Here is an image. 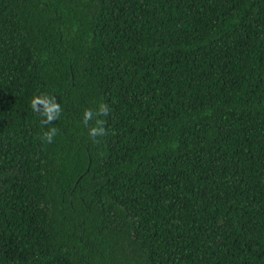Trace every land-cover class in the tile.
<instances>
[{
	"label": "trees",
	"instance_id": "16d2710c",
	"mask_svg": "<svg viewBox=\"0 0 264 264\" xmlns=\"http://www.w3.org/2000/svg\"><path fill=\"white\" fill-rule=\"evenodd\" d=\"M0 264H264V0H0Z\"/></svg>",
	"mask_w": 264,
	"mask_h": 264
},
{
	"label": "clouds",
	"instance_id": "9594fccd",
	"mask_svg": "<svg viewBox=\"0 0 264 264\" xmlns=\"http://www.w3.org/2000/svg\"><path fill=\"white\" fill-rule=\"evenodd\" d=\"M30 106L33 111L37 112L41 117L44 118L43 123L45 124H53L60 118L63 111L60 103L57 102L56 97L47 94L33 96L30 100ZM108 114V106L106 104H100L95 112L85 109L83 121L86 125H88L94 117L107 116ZM103 124V120L96 119L95 125L88 128L89 136L93 139V142H96V137L107 134ZM57 132L58 129L56 127L50 128L48 131L43 133V140L47 143H51L54 137L57 135Z\"/></svg>",
	"mask_w": 264,
	"mask_h": 264
}]
</instances>
